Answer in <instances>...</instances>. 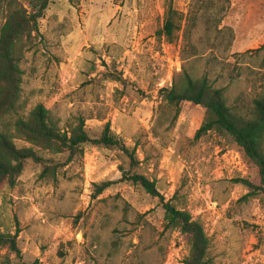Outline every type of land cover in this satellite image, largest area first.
<instances>
[{
  "label": "rangeland",
  "instance_id": "obj_1",
  "mask_svg": "<svg viewBox=\"0 0 264 264\" xmlns=\"http://www.w3.org/2000/svg\"><path fill=\"white\" fill-rule=\"evenodd\" d=\"M7 1L0 0V26ZM38 1L16 5L31 14ZM196 1L49 0L22 47L18 107L0 120V132L14 134L15 119L37 104L61 130L82 118L93 138L108 123L135 152L132 172L165 199L177 194L178 206L201 222L213 264H264V198L243 199L237 179L251 172L231 139L214 131L195 137L204 110L182 102L173 119L158 93L186 68L225 88L228 105H249L264 90V0H199L194 8ZM168 5L183 16L172 43L156 35ZM193 11L191 57L182 33ZM13 142L35 148L48 166L66 160L56 147ZM81 149L53 174L28 160L0 187V230L17 233L21 252L15 260L1 245L0 264H183L187 237L165 226L157 197L127 181L93 197V183L129 170L126 156L90 143Z\"/></svg>",
  "mask_w": 264,
  "mask_h": 264
},
{
  "label": "trees",
  "instance_id": "obj_2",
  "mask_svg": "<svg viewBox=\"0 0 264 264\" xmlns=\"http://www.w3.org/2000/svg\"><path fill=\"white\" fill-rule=\"evenodd\" d=\"M198 1L194 3V8H197ZM48 2L49 0H39L37 10L26 14L20 5H16V0L7 1L4 21L0 26V120L4 115L13 113L18 107L22 47L25 41L30 39L32 32L37 33V21L42 17ZM190 17H186L182 40L183 46L186 43L190 47V56L193 57L196 55L195 48L189 44V41L191 26L194 25L196 18L194 11ZM182 19V14L168 5L164 11L162 26L156 31L157 38L172 43L177 38ZM181 51L183 53V48ZM182 57L185 59L187 55L183 53ZM113 78L124 83L120 75ZM158 93L162 107L172 113L173 119L177 117L182 102L201 107L204 110V119L196 130L195 137L211 131L229 137L243 163L251 172V177L237 179V182L247 189L243 199L264 198V90L245 107L230 106L226 100L225 88L215 86L206 74L193 77L186 68H181L171 84L161 88ZM13 127L14 134L0 132V187L5 184L12 185L28 160L40 164L45 172L53 174L57 168L67 164L76 155L82 154L83 144L90 143L117 149L128 159L129 170L120 168L121 176L117 180L93 183V197L117 182L127 181L141 187L150 196L158 198L165 226L186 235L189 250L183 259V264H213L208 254L209 239L201 222L193 219L187 210L178 206L175 202L177 194L165 199L153 181L142 174L132 172L138 164L135 152L125 146L120 137L112 133L108 123H105L100 133L93 138L84 128L82 118H77L74 124L61 130L51 118L49 110L37 104L29 112L28 117L16 118ZM14 138L42 149L56 147V152L66 153V160L59 165L48 166L45 164L47 161L35 148L16 146L13 142ZM16 236V232L10 234L0 230V246L6 245L14 253L15 260H18L21 258V252L17 246ZM31 264L38 262L34 260Z\"/></svg>",
  "mask_w": 264,
  "mask_h": 264
}]
</instances>
